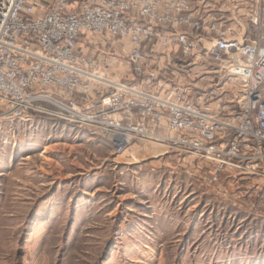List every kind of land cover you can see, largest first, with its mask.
Returning <instances> with one entry per match:
<instances>
[{"label":"built area","instance_id":"2783aa9c","mask_svg":"<svg viewBox=\"0 0 264 264\" xmlns=\"http://www.w3.org/2000/svg\"><path fill=\"white\" fill-rule=\"evenodd\" d=\"M224 1L0 0V116L57 117L118 152L166 143L211 164L214 181L264 176V0ZM111 40L129 41L130 80L105 73L121 62ZM200 72L242 82L227 111L193 100Z\"/></svg>","mask_w":264,"mask_h":264},{"label":"rangeland","instance_id":"374dc122","mask_svg":"<svg viewBox=\"0 0 264 264\" xmlns=\"http://www.w3.org/2000/svg\"><path fill=\"white\" fill-rule=\"evenodd\" d=\"M107 44L121 62L105 73L130 80L129 41ZM213 79L198 73L193 100L227 111L242 82ZM158 143L118 152L57 117L0 116V264H264V176L214 181L207 161Z\"/></svg>","mask_w":264,"mask_h":264},{"label":"crops","instance_id":"0c3cea01","mask_svg":"<svg viewBox=\"0 0 264 264\" xmlns=\"http://www.w3.org/2000/svg\"><path fill=\"white\" fill-rule=\"evenodd\" d=\"M193 1H197V0H193ZM205 1H208L212 5H215V6L217 5V8L219 9H221V7L223 8V5L225 4L224 0H205ZM222 1H224L223 4H222ZM216 12H219V10ZM87 40L89 41V46L103 44V41L101 39H98L97 37L88 36ZM86 51L90 52L89 49H86Z\"/></svg>","mask_w":264,"mask_h":264},{"label":"bare ground","instance_id":"6f19581e","mask_svg":"<svg viewBox=\"0 0 264 264\" xmlns=\"http://www.w3.org/2000/svg\"><path fill=\"white\" fill-rule=\"evenodd\" d=\"M160 144H161V143H160ZM160 144L158 143L159 146H162V145H160Z\"/></svg>","mask_w":264,"mask_h":264}]
</instances>
